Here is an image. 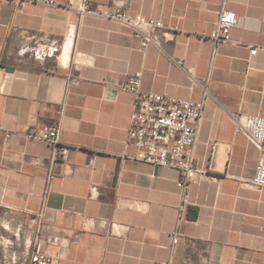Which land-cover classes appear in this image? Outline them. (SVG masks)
Returning a JSON list of instances; mask_svg holds the SVG:
<instances>
[{
    "label": "crops",
    "instance_id": "crops-1",
    "mask_svg": "<svg viewBox=\"0 0 264 264\" xmlns=\"http://www.w3.org/2000/svg\"><path fill=\"white\" fill-rule=\"evenodd\" d=\"M79 1L0 0V264L14 255L28 264L36 248L53 264H264V187L245 183L260 151L232 118L264 117V0H227L238 42L215 46L200 35L221 0H88L170 28L160 48L146 49L116 21L80 18L70 7ZM42 37L60 43L57 60L24 52ZM134 71L144 92L192 101L209 93L194 145L209 176L195 175L185 201L178 170L129 157L133 96L121 84ZM61 108L68 150L52 163L51 148L24 132Z\"/></svg>",
    "mask_w": 264,
    "mask_h": 264
},
{
    "label": "built area",
    "instance_id": "built-area-1",
    "mask_svg": "<svg viewBox=\"0 0 264 264\" xmlns=\"http://www.w3.org/2000/svg\"><path fill=\"white\" fill-rule=\"evenodd\" d=\"M31 1L50 6L56 5L55 0ZM226 1L221 0V6L216 13L217 17L212 27L208 31L201 32L200 35L201 38L210 40L214 46L221 43L238 42L232 38L231 31L238 25L239 19L234 11L225 8ZM70 7L78 13L80 18L84 16L103 17L128 27L132 36L140 40L142 49L150 46L160 48V36L165 37L170 29L161 21L145 17L141 13L128 14L115 9L102 11L90 5L88 0H80L71 4ZM171 29L175 30L176 27ZM60 49L61 45L58 40L42 37L23 50L28 52L34 60L44 62L46 59L57 60L60 56ZM257 50L258 47H250V55H255ZM70 80L76 81V79ZM140 84V71L128 74L121 84V88L133 96L125 138L126 147L134 149L129 157L156 168L167 167L178 170L176 185L185 201L188 187L195 175L209 176L206 170L197 168L194 157L199 123L209 93L203 87V98L199 101H192L154 92H144ZM62 113L63 108L60 109L59 117L54 122L41 126L29 125L24 132L26 138L42 141L51 148L52 163L63 158L68 150V147L60 141ZM232 118L234 132L244 134L260 151L255 173L245 183L253 188L264 187V117L233 115ZM9 135L10 133H6V137ZM53 178L54 174L51 170L46 177V187ZM178 239V234L173 232L171 245ZM6 244L8 245L7 242ZM13 257L12 262L17 264L16 255ZM28 264H53V260L47 253L36 248L34 252L28 254ZM161 264L169 263L165 261Z\"/></svg>",
    "mask_w": 264,
    "mask_h": 264
},
{
    "label": "water",
    "instance_id": "water-1",
    "mask_svg": "<svg viewBox=\"0 0 264 264\" xmlns=\"http://www.w3.org/2000/svg\"><path fill=\"white\" fill-rule=\"evenodd\" d=\"M5 71H7V72H12V71H13V68H11V67H6V68H5Z\"/></svg>",
    "mask_w": 264,
    "mask_h": 264
}]
</instances>
